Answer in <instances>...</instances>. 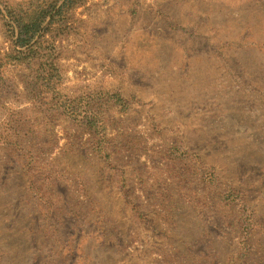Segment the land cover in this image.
I'll use <instances>...</instances> for the list:
<instances>
[{
    "label": "rangeland",
    "instance_id": "1",
    "mask_svg": "<svg viewBox=\"0 0 264 264\" xmlns=\"http://www.w3.org/2000/svg\"><path fill=\"white\" fill-rule=\"evenodd\" d=\"M0 264H264V0H0Z\"/></svg>",
    "mask_w": 264,
    "mask_h": 264
},
{
    "label": "trees",
    "instance_id": "2",
    "mask_svg": "<svg viewBox=\"0 0 264 264\" xmlns=\"http://www.w3.org/2000/svg\"><path fill=\"white\" fill-rule=\"evenodd\" d=\"M51 15L52 13H50L49 11H40V16H38V18L31 19L28 22H22L19 19L12 17L13 19L10 29V36L13 40V44L10 53H13V55H10L11 58H24L27 57L26 52L29 53L30 50L33 51V48L35 46V42L33 41L40 31V26L42 25V22ZM16 34L17 38L15 40L14 38ZM16 47H18L19 49H16ZM22 48H25V51H22ZM7 55L9 54L7 53Z\"/></svg>",
    "mask_w": 264,
    "mask_h": 264
}]
</instances>
